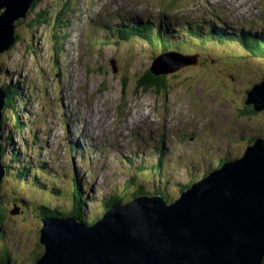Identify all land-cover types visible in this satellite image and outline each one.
Segmentation results:
<instances>
[{
    "label": "rangeland",
    "instance_id": "1",
    "mask_svg": "<svg viewBox=\"0 0 264 264\" xmlns=\"http://www.w3.org/2000/svg\"><path fill=\"white\" fill-rule=\"evenodd\" d=\"M218 1H221L225 6V11L220 14L221 19L226 22H232L233 24L230 25L231 27H223L226 31L232 30L230 35L220 36L223 38H231L232 36L244 41L245 44L239 41L234 42V47L240 49V52L233 48V45L224 46L223 43L228 41L227 39L222 40V42L214 40L219 35V32H215L214 25L217 24L214 23V18L211 16H192V11L201 6L197 0H190L186 4L190 9H185L182 6L175 11V8L172 6H167L162 9L158 5V2H154L151 10L138 14L137 18H142L144 21H152L143 22L140 25L146 32L145 37H153L156 32H161L160 37H162L163 41L165 38H169L170 41L165 40L168 43L164 42V46L170 45L172 40L178 45L181 39L190 41L194 36H199L200 29L197 25L202 27L204 34H208L209 32L212 34V38L207 39L209 41L204 42L200 46L187 42L186 46H181L188 52L195 50L194 53H191L193 55L190 56L192 60H184L177 55H171L160 61L159 68H156L162 74L168 75L169 85L172 84L173 87L175 85V79L187 81L185 85L182 84V86H178L179 89L175 90L183 92L184 95L182 97H177L181 92H175L172 100H164L165 106L171 112L166 119V123L170 124L168 126L169 132L162 135L159 126H153L155 122H152V119L149 121L152 125H145L147 129H143L146 132L145 134L137 128V131L141 135L140 140L144 143L150 140L147 138L150 130L151 134L149 136L155 133V137H161L163 139L162 141L174 142L180 137L182 142L177 146L172 142L173 145L169 147L164 144L160 146L151 145L147 149L141 148L139 144L136 157L133 155L134 153H128V151L125 159L121 162H117L113 155L99 153V157L96 159L97 162L91 171H87V165L72 161L64 150L63 145L57 140V136L67 135L69 138L70 135H79V132L76 130L77 126L69 127L68 130L66 129L68 125L78 123L67 122L68 119L73 121H79L80 119L77 116L73 117L72 114L82 113L80 116L87 121L94 113H96V116L102 113L101 118L96 123L97 126H100L103 130L109 124L107 129L112 130L115 122H119L118 126L122 130H115L123 135L128 134L126 132L130 128H134L137 125L143 127L145 123H149L141 122L145 116L152 115L158 119L160 117L159 110H162L160 107L162 106V102L159 103L156 96L146 97L151 91L141 95H139L141 92H138L136 89H132L131 94L129 93L127 95L121 92L117 93V85L112 83L115 76L112 72L110 73L111 67H107V64H110L107 63V60L99 67H96L97 62L94 60L95 71L91 73L90 68L89 70L85 69L84 58L79 56L78 61L83 71L79 75L76 52V46L79 40L74 33H71V37L69 38L64 36L69 34L71 32L70 30H64V32L60 33L59 39L54 44V47L51 46V42H47L44 52L39 56H31L27 53L23 56L24 60L20 61V58L17 57L23 51L22 47L24 42L22 39L12 44V46L15 45L14 50L3 53V56L0 57V66H2L0 67V73H2L1 79H4L5 72L9 78H5L7 81H4L5 79L0 81V84H4L7 87L22 84L24 87L28 85L36 88L40 100L38 105L41 108L44 106L43 112L50 115L45 129L40 134L41 136L38 137L37 145L34 148L40 147V153L43 154V157L40 159L41 161L46 159L50 164L53 157L57 158V161L52 163V172L43 170L45 173L44 177L37 169L38 167L34 169L36 172L29 169L20 183L13 179L9 180L8 173L4 176L0 190L1 209L5 210V217L2 221L4 237L0 238V251L5 245L12 250V257L10 258L11 264H35V253L37 251H41L42 254L45 253V249L40 243V231L44 228V225L42 227L41 220L35 213L37 209L35 210L33 208L34 206L40 207L39 204H46L51 210L56 209L57 212L54 213L66 216L74 213V210L77 208L78 211L81 210V214H84L85 217L90 218L94 215V222L97 224L105 219L107 215L110 216L132 202H128L132 198V194L129 192L131 188L139 189L143 186L158 188L156 185H159L160 188H164L167 191L171 190L172 183H166L168 174L164 172H161L157 176L156 174L153 176V171L150 175L141 173L143 178L140 179L138 184L133 185L134 179L125 184L129 176L126 168L132 167L138 158L147 163L149 169L154 166L156 160L165 161V153L174 155L177 152L175 156H182V163L177 168L180 172L169 169L171 175L176 173V183L172 188L175 199L174 202H169L162 198L166 206H171L181 198V188L184 189L189 184L198 183L202 179L201 176L206 173L211 176L221 169L226 162L241 160L243 153L247 152L250 145V142L248 143L249 138L258 137V139L264 140V117L262 113L257 115V118L254 116L251 117L250 110L252 107L243 105V92L253 85L259 86L264 82V59L257 63L254 57L249 56V58L243 57L242 55L243 47L245 48V52L249 53L251 46L255 42L249 38L260 40V43L255 42V44L258 45V48H262L264 54V0H243V2H237L236 0ZM92 2L93 9L98 11H100L102 5H104L105 11L110 10L112 7V3L108 0H92ZM43 7L45 6H40L39 10ZM129 7L130 5H125V9ZM214 7L217 8L216 5ZM48 9L61 27L63 21L59 18L60 10L50 7ZM236 9H239V12L235 15L231 14ZM243 13L248 17L247 22L249 24L262 27L260 30H255L253 36L239 34V32L243 31L240 26H243V24L246 25V22L243 21ZM37 20L39 21L40 19L37 18ZM17 22H20L19 27L29 24V20L25 24L22 17L14 21V23ZM215 22L217 23V21ZM189 25L192 26L189 27ZM13 37L15 38L14 34ZM61 39L63 40V49L61 51L64 58L59 61L57 47ZM229 41L231 42L233 40ZM136 46L141 47L139 49L145 50V57H137L135 60L136 67L129 63L128 68L125 67L127 60L125 57H129L128 55L133 51L132 48L126 46L124 52L119 53L113 47V51L116 50L119 54L123 55H111L119 66L118 73L115 75L122 77V79H116L120 81L118 84L121 88L124 77H127L132 84L135 82V77L137 78L147 71L152 63L149 59H152L153 52L155 55L163 52V47L158 39L150 46L146 44L134 45V47ZM27 49L25 48V51ZM169 50L181 51L178 48ZM137 52L135 51L131 54L134 55ZM229 52H235V54L230 55L228 54ZM196 53L200 55L196 56ZM251 55L254 54L251 53ZM146 56L148 57L146 58ZM52 58L55 62L57 60L59 66L57 70L51 69L54 66L51 64ZM86 62L90 66V56H87ZM176 66L178 68L173 69ZM100 67H103V71L99 70ZM22 70H25L24 73H21ZM35 70H38V72L43 71L44 75L35 73ZM40 75L43 76L42 82L40 81ZM231 91L234 94L230 93ZM49 92L51 94L44 98L45 102L41 101L42 95ZM87 92H90L88 95H90L91 99L86 114L84 107L87 103ZM169 95L166 94V97L169 98ZM144 98L146 102L149 101L154 106L152 110L150 106L147 105L146 107L140 103L144 101ZM20 100H26L31 104L32 98L30 96L26 98L21 97L18 101L19 103H21ZM18 107H20L19 104ZM120 107L123 110H128L127 115L121 114L122 109L120 110ZM240 110H243V113ZM115 112L119 113L117 121L114 118L115 115H113ZM244 113L250 116H244ZM39 114L41 113H33L32 111V120L37 119ZM51 114H56V116H52ZM87 123L83 122L80 128L85 129ZM3 128L4 134H11L13 132L12 126L9 124H4ZM27 130L28 128L26 127L23 132L18 134H24ZM86 134L83 133V136ZM34 135H36V128L33 133ZM243 137L247 139L243 140ZM154 140L156 141L157 139H153L152 141ZM173 148L175 149L174 152ZM15 151H20V149L13 147L12 152ZM185 152H187L188 160L193 165L201 164L196 166L193 173L186 167L190 163L184 159ZM171 154L167 155L172 157ZM66 157H68L69 161H67ZM94 157H97V155ZM22 164H24L23 160L19 164L14 165L18 168V166L22 167ZM32 165L34 163H30V166ZM37 172L44 181L42 183L43 185L38 181L39 175ZM76 175L78 178L75 179L74 176ZM51 180L52 182L56 180L57 185L54 186ZM76 181L80 182L79 191L77 190ZM144 181L146 183H143ZM32 182H35V184ZM191 189L190 187L187 190ZM74 191H77L80 196H76L77 199L73 206ZM113 194H117L122 198L124 203L121 205L118 204L115 208H111L108 210L109 213L102 216L103 211L101 208L109 196ZM49 219L57 218L50 217Z\"/></svg>",
    "mask_w": 264,
    "mask_h": 264
},
{
    "label": "water",
    "instance_id": "2",
    "mask_svg": "<svg viewBox=\"0 0 264 264\" xmlns=\"http://www.w3.org/2000/svg\"><path fill=\"white\" fill-rule=\"evenodd\" d=\"M29 4L0 0V53L15 42L14 21L25 18ZM245 105L264 113V82ZM4 114L0 89V190L7 173L1 157ZM259 140L241 160L226 162L171 206L161 197H146L95 225L44 218L45 253L35 264H264V140Z\"/></svg>",
    "mask_w": 264,
    "mask_h": 264
},
{
    "label": "trees",
    "instance_id": "3",
    "mask_svg": "<svg viewBox=\"0 0 264 264\" xmlns=\"http://www.w3.org/2000/svg\"><path fill=\"white\" fill-rule=\"evenodd\" d=\"M35 2H37V0H35ZM72 0H67L64 6L63 11L59 14V17H62L63 14L69 9L70 5H71ZM39 18L40 20L36 21V19ZM44 17L42 15H39L35 18L34 23L35 24H40L44 21ZM61 20V19H60ZM21 22V21H20ZM20 22L15 23V31H14V35H15V42L23 39V31H19V29H23L25 27V25L22 26H18ZM49 19L47 20V23H49ZM25 23V21H24ZM33 24V25H35ZM32 24H30L31 26ZM32 27V26H31ZM18 30V31H17ZM116 34L115 36H117L118 38H115L117 41V48H123L128 46L127 42H131V41H143V39L147 40V41H151V42H155V40H159V43L162 45L163 47V52L167 51L166 47L164 46V42L166 43V41H169V38H165V40L163 41L162 37H145V31L143 30V28L141 26H136L135 28L132 29H128V28H122V27H118L116 28ZM218 32H223V34H219L216 36V38L214 39L215 41H218L219 38L221 37L220 35H230L229 33L231 32L230 30L226 31L224 30V28L220 29ZM226 32V33H225ZM243 34V31H242ZM148 35L150 36V33L148 32ZM232 37V36H231ZM228 41L224 42L223 44H225V46L228 45H232V43L229 41L230 38H225ZM146 41V42H147ZM209 40L206 39H201L200 43L203 44L204 42H207ZM218 42H222V41H218ZM243 42V41H242ZM14 46L10 47L8 50H6L7 52L14 50ZM170 46V45H168ZM132 48L133 51L130 52V55H128L130 60H136L137 57H145L144 56V49H139L141 47H134V46H130ZM26 48H28L29 51H32V43L28 42L26 45ZM251 49V50H250ZM250 52L254 55H252L254 57V59L258 62H260L261 59H264V54H263V50L262 48H258V45L253 44V46H251L250 48ZM138 51L136 54L132 55V52ZM254 51V52H253ZM163 55V54H161ZM161 55H155L153 54L152 59H149L150 62H152L150 64V67L147 69V71L144 74H141L139 77H135V82L130 84V81L128 80L127 77H124V81H128L124 82V89L123 91L127 94H129V92L132 89H136L138 92H153L156 93V95H158V97L160 96L159 94H168L170 91H173L174 89H176V87L178 88V86H182L185 85V83L187 81H182V80H177L175 79V85L173 87L172 84L169 85L168 82V75H164L159 73L158 75L153 73L152 69L157 65L156 63L158 61H160V59H162ZM1 56V55H0ZM3 56V55H2ZM148 56H146L147 58ZM153 65V66H152ZM103 71V70H101ZM1 75L2 73H0V81H2L1 79ZM137 79V81H136ZM0 89H3V91L5 92V114H4V118L2 121V141H1V157H2V161L4 163V166L7 169V173L9 180L13 179L14 181L20 183L21 180H23V178L26 176L25 173L28 172L29 167L26 166H22V167H15L14 164H19V162L23 159V152L20 151H15L12 152V148H11V142H14V131H20L21 128L24 126L22 124V114H23V110L20 109L18 107V99H20V97H22V93L20 91L19 88H17L16 86H10L7 87L4 84H0ZM127 90V92H126ZM228 92V90H226ZM150 93V92H149ZM230 93L234 94L233 91H231ZM131 94V93H130ZM228 95V94H227ZM164 100L166 99V96H164L163 98ZM241 113H243V110H240ZM252 116L251 117H256L257 115H259L258 113L254 112L253 110H250ZM248 116L247 113H244V116ZM250 116V115H249ZM262 117V116H261ZM9 124L10 126H12L13 132L10 134H4V124L7 125ZM258 139V137L254 138L253 140L249 141V144H252L253 142H256V140ZM139 181V180H138ZM44 181H42L43 183ZM171 182V181H170ZM175 183H172V188L174 187ZM191 187V184L187 185L186 188H181V194L182 192L186 191L188 188ZM170 188L171 190H166L164 188H153L151 191H149L148 189H146L145 187L139 188L136 191L132 192V198L129 201H132L134 199H136V197L141 196L142 194H152V195H157V196H161L163 197L165 200L169 201V202H174V191L173 189ZM24 202V201H23ZM124 201L122 198H117V199H113L111 200L108 205L106 206L105 209V213L110 210L111 208H115L118 204H123ZM40 207H33L36 211L35 213L38 215L39 219L42 220L44 218H50V217H55L57 219H63V218H67V217H75L80 221L83 222H87L89 224H94L93 218L90 217H85V215L81 214V210H77V208L74 210V213L69 214L68 216L66 215H60L59 213L56 214L54 212H57L56 209L55 210H51L49 207L46 206V204H39ZM104 213V214H105ZM103 214V215H104ZM5 217V210L1 209V205H0V221L2 223L3 218ZM1 253V257H0V264H11V257H12V250L8 247V246H4L2 248V250L0 251ZM42 255L41 251H37L34 255V262H36Z\"/></svg>",
    "mask_w": 264,
    "mask_h": 264
},
{
    "label": "bare ground",
    "instance_id": "4",
    "mask_svg": "<svg viewBox=\"0 0 264 264\" xmlns=\"http://www.w3.org/2000/svg\"><path fill=\"white\" fill-rule=\"evenodd\" d=\"M3 14V10H0V15H2ZM215 24H217L216 22H215ZM113 28H115L116 26H115V24H113V25H111ZM225 38H223V37H220L219 38V40L218 41H222V40H224ZM168 42H170V41H168ZM168 42H166V43H168ZM247 116V115H246ZM248 117H249V115H248ZM38 170L42 173V175H43V177L45 176V173L43 172V170H41L40 168H38ZM75 171V170H74ZM38 181L40 182V184H42V178L39 176L38 177ZM44 183V182H43ZM43 185V184H42ZM77 190L79 191L80 190V183H79V185L77 186ZM75 195L76 196H80V195H78V192L76 191L75 192ZM0 205H1V203H0ZM2 237H4V233L2 234V235H0V238H2ZM44 247V246H43Z\"/></svg>",
    "mask_w": 264,
    "mask_h": 264
}]
</instances>
